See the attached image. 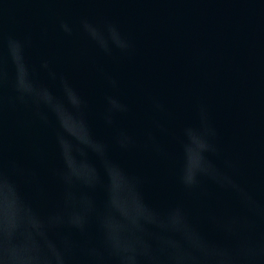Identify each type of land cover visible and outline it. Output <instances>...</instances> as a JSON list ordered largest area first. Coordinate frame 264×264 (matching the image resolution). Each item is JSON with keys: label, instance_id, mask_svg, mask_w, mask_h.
<instances>
[{"label": "clouds", "instance_id": "obj_1", "mask_svg": "<svg viewBox=\"0 0 264 264\" xmlns=\"http://www.w3.org/2000/svg\"><path fill=\"white\" fill-rule=\"evenodd\" d=\"M58 28L73 34L66 20ZM79 28L107 58L135 52L132 38L113 20L81 18ZM29 42L0 26V264H264V195L223 147L207 102L195 100L190 115L169 128L168 106L152 98L160 118L138 135L119 123L131 107L117 93L115 76L103 73L112 91L94 120L83 91L46 59L39 68L52 86L37 78ZM18 111L30 117L18 119V127L37 123L50 131L55 164L48 166L47 153L34 144L24 150L28 163L12 154L6 128ZM96 121L107 135L98 134ZM116 153L167 169L175 164L178 199L165 208L149 203V176L127 170ZM51 188L55 203L41 214L39 205L50 199ZM214 193L230 198L237 210L209 204ZM198 219L222 242L209 239Z\"/></svg>", "mask_w": 264, "mask_h": 264}, {"label": "water", "instance_id": "obj_2", "mask_svg": "<svg viewBox=\"0 0 264 264\" xmlns=\"http://www.w3.org/2000/svg\"><path fill=\"white\" fill-rule=\"evenodd\" d=\"M81 18L118 23L132 38L134 54L103 56L80 31ZM61 19L73 25L71 36L59 30ZM0 26L6 35L29 39L28 57L42 82L52 86L39 68L45 59L70 77L89 100L94 120L104 95L112 91L103 73L118 79L116 91L131 107L120 125L138 135L160 118L152 111V98L168 106L171 117L164 122L169 128L190 115L195 100H204L223 147L239 158L245 178L264 195V0H0ZM5 67L11 75V65ZM29 118L23 111L8 117L12 154L28 163L24 150L34 144L47 153L48 166L55 164L50 131L37 123L17 126L18 119ZM96 125L98 134H108ZM114 156L127 170L147 173L144 196L149 203L165 208L180 196L172 176L175 164L167 169L135 155ZM50 191V199L39 205L41 214L55 203V188ZM217 202L237 210L223 194L214 193L209 204ZM197 224L209 239L222 242L206 221Z\"/></svg>", "mask_w": 264, "mask_h": 264}]
</instances>
